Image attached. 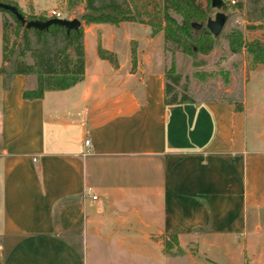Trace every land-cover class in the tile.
Masks as SVG:
<instances>
[{
  "label": "crops",
  "instance_id": "0c3cea01",
  "mask_svg": "<svg viewBox=\"0 0 264 264\" xmlns=\"http://www.w3.org/2000/svg\"><path fill=\"white\" fill-rule=\"evenodd\" d=\"M26 1L33 15L66 6ZM98 25L80 22L79 82L31 101L21 98L27 77L0 87V264H213L163 253L162 237L180 246L193 232L240 239L246 251L248 236L264 234V113L254 109L249 132L245 80L236 99L188 88L191 102L165 104L162 32L124 22L104 38ZM174 61L180 75L203 72L185 55Z\"/></svg>",
  "mask_w": 264,
  "mask_h": 264
},
{
  "label": "trees",
  "instance_id": "16d2710c",
  "mask_svg": "<svg viewBox=\"0 0 264 264\" xmlns=\"http://www.w3.org/2000/svg\"><path fill=\"white\" fill-rule=\"evenodd\" d=\"M18 0H0L10 5L26 21H45V15L25 14L17 5ZM222 2V0H220ZM261 0H245L243 5L236 3L235 8L246 7L247 22L264 23V7ZM82 11L77 19L83 25L107 24L117 26L129 22L146 25L154 35L162 32L164 44H170L171 57L164 70L165 104L191 102L186 89L177 92L182 76L176 71L173 51L190 58L192 66L202 63L195 61L198 56L208 55L215 46V37L205 28L210 6L209 0H79ZM223 4V2H222ZM74 0H66L67 7H73ZM257 13V16H253ZM1 63L0 77L8 82L14 76H33L34 87L24 89L22 100L40 99L46 91H61L79 82L84 73V50L82 43L83 28L66 30L51 24L46 29H26L8 11L0 10ZM246 30L263 29L261 25H247ZM226 48L231 54L244 53L248 65L253 69L264 66V42L258 39L246 40L239 31H229L225 35ZM99 59L111 65L116 60L108 51L97 49ZM192 77L202 81L203 72H194ZM7 88V85H6ZM171 239V241H169ZM165 255L179 256L175 234L161 238Z\"/></svg>",
  "mask_w": 264,
  "mask_h": 264
},
{
  "label": "rangeland",
  "instance_id": "374dc122",
  "mask_svg": "<svg viewBox=\"0 0 264 264\" xmlns=\"http://www.w3.org/2000/svg\"><path fill=\"white\" fill-rule=\"evenodd\" d=\"M75 5L73 7H62L61 14L64 19L71 20L77 19L78 13L82 11V6L79 0H74ZM204 3V0H201ZM233 1V4L230 2ZM223 4L220 9L210 8L208 13V19L213 20L216 13H221L225 16L226 20L222 31L215 37V46L213 51H211L206 56H198L195 61L202 63L199 65L198 69L203 70L206 77L204 80L199 81L192 77L193 69L187 67L184 73L181 75L182 79L180 81V86L177 88V92H180L183 87H185L186 92L191 91L192 94L199 96H213L215 98H225L229 95L232 99H236L238 95L242 93L241 81L245 80L244 90L242 95H244L246 100L247 108V125L248 131L251 132V127L255 123L256 118L254 116L255 111H262L264 113V66L257 65L253 69L247 64L245 54L230 55L227 51L225 35L232 30L239 31L242 33L246 40L259 39L264 41L263 29H251L246 30L247 25H261L264 27V23H248L246 7L235 8L236 3L243 5L245 0H222ZM20 3V0L18 1ZM29 3L25 0L21 3V10L30 14ZM264 7V0L260 1V4L256 6ZM253 16H257L254 13ZM1 20V16H0ZM98 29L102 37H106L110 31H114L113 26L107 24H99ZM92 33L94 29L91 30ZM117 34V32H116ZM124 31H120V37L123 36ZM118 51L117 59L119 62L123 60V49L120 44L114 45ZM172 46L170 44H165L164 52L166 57V65L170 63V50ZM178 52L173 51V56L178 55ZM90 49L87 47V57H92ZM229 55L228 57H226ZM0 57H1V34H0ZM245 65H242V63ZM1 63V59H0ZM188 65V63L186 64ZM256 67L259 70L256 71ZM252 72V70H254ZM258 69V68H257ZM8 80L4 78L0 87L7 90ZM26 88L29 89L34 84V77L27 76ZM225 90H228L225 91ZM2 90L0 89V94ZM14 89L10 91V96L13 95ZM264 128V120L261 125ZM250 133H248L249 135ZM254 240H253V239ZM180 246L179 256L187 254H199L208 257L213 264H250L251 256L254 254L257 256L260 252L264 253V234L257 236H248L247 250H242V243L240 239L234 238L232 240L222 241L217 239L215 236L209 235L208 233L193 232L191 236L179 237ZM171 241V239H169ZM178 242V241H176ZM226 243L227 246H221ZM234 262H232V260ZM207 260V259H206ZM184 264V260L181 261Z\"/></svg>",
  "mask_w": 264,
  "mask_h": 264
},
{
  "label": "water",
  "instance_id": "95a60500",
  "mask_svg": "<svg viewBox=\"0 0 264 264\" xmlns=\"http://www.w3.org/2000/svg\"><path fill=\"white\" fill-rule=\"evenodd\" d=\"M211 8L220 9L222 6V2L220 0H209ZM0 10L8 11L11 13L15 19L24 26L26 29H35V30H43L46 29L51 24H56L64 27L68 30H75L80 26V21L78 19H58V18H49L45 21H26L14 7L0 3ZM225 16L221 13H216L214 15V19H207L205 23V28L210 35L216 37L221 31L225 23Z\"/></svg>",
  "mask_w": 264,
  "mask_h": 264
},
{
  "label": "built area",
  "instance_id": "2783aa9c",
  "mask_svg": "<svg viewBox=\"0 0 264 264\" xmlns=\"http://www.w3.org/2000/svg\"><path fill=\"white\" fill-rule=\"evenodd\" d=\"M230 2L233 4V1H230ZM46 18L47 19H49V18L64 19L63 15L59 12H56V11H50V13L46 16ZM88 144H89L88 140H84L83 145L85 147H88ZM85 194H89V192L85 191ZM94 198L95 197H92V199H94Z\"/></svg>",
  "mask_w": 264,
  "mask_h": 264
}]
</instances>
